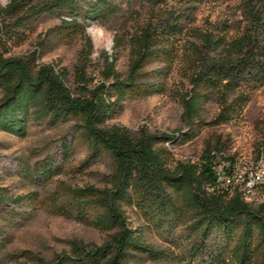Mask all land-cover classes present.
Returning <instances> with one entry per match:
<instances>
[{
	"label": "rangeland",
	"instance_id": "obj_1",
	"mask_svg": "<svg viewBox=\"0 0 264 264\" xmlns=\"http://www.w3.org/2000/svg\"><path fill=\"white\" fill-rule=\"evenodd\" d=\"M11 1L0 0V6ZM16 1L15 9L4 18L7 28L0 35L3 56L25 58L33 66L53 63L65 71L71 90L83 76L90 86L104 81L106 57L115 61L120 77H127L131 38L141 29H154L155 53L141 69L139 82L142 88L159 83L162 91L130 95L106 124L126 127L134 137L142 138L194 134L184 143L158 145L167 150L170 167L211 160L217 170L239 178L233 192L207 186L219 205L235 193L253 208L263 202L264 185L248 192L246 175L260 160L264 145V85L251 89L201 83L199 87L206 93L205 123L189 128L182 117L183 96L192 87L191 79L209 63L232 58L207 43L211 23L226 15V2L137 1L122 15L91 21L82 30L64 25L56 16L31 17L33 7L45 0ZM237 32L232 29L212 36L229 40ZM78 123L76 119L53 125L34 122L24 137L0 131V193L20 198L18 203L0 205V264H52L72 256L75 243L88 247L114 243L118 229L93 221L107 204L121 208L126 222L140 227L156 251L135 253L128 264H210L218 252L213 240L208 241L207 252L195 256L190 252L198 239L202 214L185 204L182 196L173 195L179 215L160 225L154 217L151 220V211L145 212L133 200L113 201L112 190L121 180L120 164L107 152L90 150ZM263 254L264 247H256L245 264H260ZM224 257V264H236L227 253Z\"/></svg>",
	"mask_w": 264,
	"mask_h": 264
},
{
	"label": "trees",
	"instance_id": "obj_2",
	"mask_svg": "<svg viewBox=\"0 0 264 264\" xmlns=\"http://www.w3.org/2000/svg\"><path fill=\"white\" fill-rule=\"evenodd\" d=\"M137 1L166 0H45L33 7L31 17L39 20L43 15L56 16L64 25L85 30L89 22L114 19ZM180 1L226 2V15L211 23L207 43L232 58L227 62L209 63L191 79L192 87L183 96V120L189 128H198L205 123L202 113L206 93L199 87L201 83L251 89L264 85V0H238L234 5L227 3L230 0ZM17 3L12 0L5 7L0 6V35L7 28L4 25L6 14L11 13ZM232 29L238 31V35L229 40L212 36V33ZM153 31L147 27L131 38L132 62L127 77H120L115 61L106 57L104 81L90 86L83 76L74 90L67 86L65 71L55 64L33 66L25 58L4 57L0 44V131L24 137L34 122L46 121L53 125L78 120L81 137L90 150L107 152L120 164L121 180L112 190L113 201L133 200L145 212L151 211V220L155 218L153 221L162 225L179 215L173 195H180L185 204L203 216L191 255L207 252L208 241L213 240L218 252L212 256L210 264H224V253L234 263L245 264L256 247H264V200L253 208L235 193L225 204L219 205L207 191L216 177L211 160L201 165L188 162L170 167L167 150L158 145L184 143L194 134L174 132L142 138L134 137L126 127L106 124L130 95L142 90L146 93L162 91L159 83L142 88L139 82L141 69L155 53ZM64 148L67 153L68 145ZM19 199L0 193V205L6 201L18 203ZM93 221L98 226L118 229L114 243L92 247L75 243L72 256L52 264H128L129 256L135 253L156 252L147 242L144 231L126 222L124 211L119 207L107 204L105 211ZM260 264H264V254Z\"/></svg>",
	"mask_w": 264,
	"mask_h": 264
},
{
	"label": "built area",
	"instance_id": "obj_3",
	"mask_svg": "<svg viewBox=\"0 0 264 264\" xmlns=\"http://www.w3.org/2000/svg\"><path fill=\"white\" fill-rule=\"evenodd\" d=\"M216 170V177L210 186H216L221 192H233L234 186H236L237 179L231 176V173H225L221 170ZM247 183L250 189L255 188L258 185H264V145L262 146L261 156L259 162L250 169L246 175Z\"/></svg>",
	"mask_w": 264,
	"mask_h": 264
},
{
	"label": "bare ground",
	"instance_id": "obj_4",
	"mask_svg": "<svg viewBox=\"0 0 264 264\" xmlns=\"http://www.w3.org/2000/svg\"><path fill=\"white\" fill-rule=\"evenodd\" d=\"M258 162H259V161H258ZM247 185H248V183H247ZM209 186H210V185H209ZM211 188L214 189L215 187L213 188V186H211ZM251 190H252V189H250L249 186H248L247 191L250 192Z\"/></svg>",
	"mask_w": 264,
	"mask_h": 264
}]
</instances>
